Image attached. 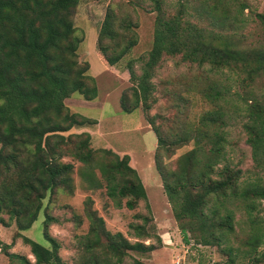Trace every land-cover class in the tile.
Segmentation results:
<instances>
[{
	"label": "rangeland",
	"instance_id": "obj_1",
	"mask_svg": "<svg viewBox=\"0 0 264 264\" xmlns=\"http://www.w3.org/2000/svg\"><path fill=\"white\" fill-rule=\"evenodd\" d=\"M152 6L151 0H79L74 7L71 19L73 35L78 39L75 59L79 64L88 63L86 72L94 79L96 95L87 100L73 92L63 103L70 112L95 120L67 132L89 133L87 141L94 150V160L89 165L71 160L70 192L61 187L50 194L47 192L29 228L19 230L7 212L0 213L4 223H0V264H25L21 256L33 262L29 247L16 233L49 247L43 237L42 221L46 214L55 217L46 231L59 245L57 255L64 264H132L133 259L151 264H245L246 239L253 233L260 236L257 250L264 251V201H255L256 206L250 213H246L243 201L226 203L233 214L234 230L226 235L227 243L235 248L230 256L233 262H226L227 256L220 247L198 243L192 230L185 231L184 241L180 226L195 223L187 217L174 218L154 167L155 153L164 171L178 172L182 165L189 164L185 156L190 151L197 152L198 161H192L193 172L187 176V180H193L203 170L201 151L205 141L218 139L212 134L220 131L223 152L210 168L209 177L220 178L222 169L224 172L240 169V180L263 178V173L253 167L250 148L245 142L243 125L248 120L243 97L248 103L252 98L264 105V74L251 72L255 66L252 62L244 70L240 67L213 69L208 63L198 65L179 55L164 56L153 67L149 79L154 99L149 109L143 111L138 105L130 112L121 111L118 103L121 94L127 105L133 101L130 89L133 84L126 65L132 61L133 71L138 75L141 62L137 58L145 57L151 47L156 15ZM107 7L113 8L118 18L125 17L135 23L131 28L135 43L114 65L104 64L95 49L97 30ZM160 7L166 18L179 9L182 11L180 19L194 25L193 33L199 36L198 47H223L240 58L243 54L264 51V25L257 16L264 14V0H161ZM125 41L126 34L119 31L113 41L103 43L108 46L107 53L114 54ZM214 83L223 91V96L216 103H209L201 91ZM146 116L164 140L159 149ZM216 118L224 123L220 125ZM101 149L129 156L128 164L136 170L144 186L148 208L138 200L128 209L124 198L116 205L106 194L102 172L114 158ZM213 204L212 200L208 202L210 207ZM90 212L95 215L93 219L89 218ZM95 218L102 220L110 239L118 233L129 243L140 241L154 248L148 252L128 250L118 262L112 257L105 260L103 242L109 237L98 232L100 226L93 224ZM6 253L15 256L9 257Z\"/></svg>",
	"mask_w": 264,
	"mask_h": 264
},
{
	"label": "trees",
	"instance_id": "obj_2",
	"mask_svg": "<svg viewBox=\"0 0 264 264\" xmlns=\"http://www.w3.org/2000/svg\"><path fill=\"white\" fill-rule=\"evenodd\" d=\"M78 1L0 0V213L7 212L19 230L29 228L36 219L47 192L50 194L57 187L70 192L73 158L87 165L94 160V150L87 141L89 133L67 132L74 126L89 125L95 120L70 112L63 103L73 92L87 100L96 95L94 79L86 72L88 63L79 64L75 59L78 39L73 35L71 17ZM151 1V9L156 11L151 47L145 57L137 58L141 62L138 75L133 71L132 61L126 65L133 84L130 87L133 101L127 105L121 94L118 101L121 111L130 112L138 105L143 111L149 109L154 100L149 79L153 67L164 56L179 55L198 65L208 63L213 69L240 67L244 70L252 62L255 66L251 72L264 74V51L243 54L240 58L234 51L223 47H198L199 36L193 33L196 31H193L194 25L180 19V9L166 18L160 7L161 0ZM257 16L264 25V14ZM134 26L135 23L125 17L118 18L113 8L105 9L95 38L96 53L104 64L114 65L134 45L131 29ZM119 31L126 34L125 44L116 53L108 54V46L103 41H113ZM201 92L209 103H216L223 96V91L215 83L208 84ZM250 99L248 103L243 97V110L248 120L243 125L245 142L250 148L253 167L263 173V178L243 181L239 179L240 169L229 171L226 168L225 172L222 169L223 173H219L220 178L209 177L210 168L223 152L220 131L212 134L218 139L205 141L201 151L203 170L193 180H187V176L193 172L192 161H198L197 152L190 151L185 156L191 165H182L178 172L164 171L157 153L154 155V167L174 218L187 217L195 223L180 226L184 241L185 231L192 230L198 243L220 247L227 256V263L233 262L230 256L235 248L227 243L226 235L234 228L233 214L226 203L243 201L246 213H250L256 206L255 201H264V105ZM146 121L155 136L156 149H159L164 140L147 116ZM218 123L222 125L224 121L220 119ZM101 151L114 158L102 172L106 194L116 205H120V199L124 198V206L128 209L133 208L138 200L148 208L144 186L136 170L128 164L129 156H119L109 149ZM196 188L198 191H194ZM211 200L214 202L212 207L208 205ZM93 217L95 215L90 212L89 218ZM54 221L55 217L48 214L42 221L43 237L49 247L16 233L29 247L34 259L29 263L21 256L22 262L64 264L57 255L59 245L46 231L47 225ZM0 223L4 224L1 216ZM93 224H98V232L109 237L103 242L105 260L112 257L118 262L128 250L148 252L154 248L152 244L145 245L140 241L129 243L118 233L110 239L100 218H95ZM259 243V234L247 237V249L243 254L247 259L245 264H264V251L257 250ZM6 254L15 256L14 253ZM132 264L151 263L133 259Z\"/></svg>",
	"mask_w": 264,
	"mask_h": 264
},
{
	"label": "crops",
	"instance_id": "obj_3",
	"mask_svg": "<svg viewBox=\"0 0 264 264\" xmlns=\"http://www.w3.org/2000/svg\"><path fill=\"white\" fill-rule=\"evenodd\" d=\"M101 60V59H100ZM102 61V60H101Z\"/></svg>",
	"mask_w": 264,
	"mask_h": 264
}]
</instances>
